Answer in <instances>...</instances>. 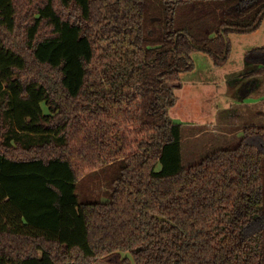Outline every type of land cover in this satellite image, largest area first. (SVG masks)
<instances>
[{"label":"trees","instance_id":"16d2710c","mask_svg":"<svg viewBox=\"0 0 264 264\" xmlns=\"http://www.w3.org/2000/svg\"><path fill=\"white\" fill-rule=\"evenodd\" d=\"M263 19L264 0H0V264H264V126L183 166L167 113L193 51L221 66ZM244 61L263 75L264 46Z\"/></svg>","mask_w":264,"mask_h":264},{"label":"rangeland","instance_id":"374dc122","mask_svg":"<svg viewBox=\"0 0 264 264\" xmlns=\"http://www.w3.org/2000/svg\"><path fill=\"white\" fill-rule=\"evenodd\" d=\"M228 40L230 51L223 65H214L208 53L195 50L191 53L193 69L181 73L179 81L171 83L175 103L168 108L167 113L170 120L182 125L183 166L198 162L217 149L235 146L244 127L264 126V111L259 114L254 107L256 101L262 102L264 106V74L258 78L252 77L261 83L257 86V93L255 90L246 98L241 93L245 91V81L252 78L239 79L240 74L252 70L250 64L244 61L245 53L264 46V19L256 30L232 32ZM252 82L255 88L257 83L255 80ZM120 165L121 161H116L99 172L98 178L91 181L89 188L92 185L97 188L100 182L105 185L116 177ZM83 189H88L87 185L81 187ZM93 264L109 262L98 259Z\"/></svg>","mask_w":264,"mask_h":264},{"label":"crops","instance_id":"0c3cea01","mask_svg":"<svg viewBox=\"0 0 264 264\" xmlns=\"http://www.w3.org/2000/svg\"><path fill=\"white\" fill-rule=\"evenodd\" d=\"M259 76H257L256 78H258ZM260 82V81H259ZM259 82H258V80H257V85H255V88L251 91V92H249L247 95H245V97H243V98H246V97H249V96H251L252 95V93H253V91H255L256 90V93H257V86H258V84H259ZM261 83V82H260ZM242 98V99H243ZM255 104H254V107L256 106V109L258 110V113L259 114H261V113H263V111H264V106H263V103L262 102H260V103H258V101H256V102H254ZM254 107H252V108H254Z\"/></svg>","mask_w":264,"mask_h":264},{"label":"water","instance_id":"95a60500","mask_svg":"<svg viewBox=\"0 0 264 264\" xmlns=\"http://www.w3.org/2000/svg\"><path fill=\"white\" fill-rule=\"evenodd\" d=\"M159 218H160V219H164V218H162V217H160V216H159Z\"/></svg>","mask_w":264,"mask_h":264}]
</instances>
